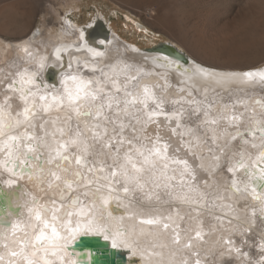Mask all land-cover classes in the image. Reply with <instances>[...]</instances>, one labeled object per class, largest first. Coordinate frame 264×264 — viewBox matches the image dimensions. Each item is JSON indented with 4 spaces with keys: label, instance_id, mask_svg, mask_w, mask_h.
Segmentation results:
<instances>
[{
    "label": "snow or ice",
    "instance_id": "snow-or-ice-1",
    "mask_svg": "<svg viewBox=\"0 0 264 264\" xmlns=\"http://www.w3.org/2000/svg\"><path fill=\"white\" fill-rule=\"evenodd\" d=\"M68 47H55L57 62ZM22 51L36 70L25 67L0 79V185L13 196L18 181L26 180L36 194L22 192L27 222L23 212L16 219L7 208L0 217V264H93L70 251L88 234L127 249L130 264H264V100H250L245 92L264 88V70L218 72L195 63L189 69L153 57L160 68L182 69L180 83L187 87L170 92L166 79L162 86L144 80L142 74H151L140 68L135 75L125 72L123 83L115 69L112 76L101 70L103 80L66 75L63 93L49 100L48 86L40 95L36 79L47 56H34L26 45ZM209 88L228 92L230 103L209 101ZM201 89L203 98L196 99ZM9 93L19 94L22 111L13 114ZM168 104L176 107L166 111ZM185 116L196 117L195 127L182 122ZM198 171L218 179L201 184ZM113 203L123 215L114 214ZM183 206L189 210L182 213ZM206 216L215 222L206 225ZM253 247L259 250L255 260Z\"/></svg>",
    "mask_w": 264,
    "mask_h": 264
},
{
    "label": "rangeland",
    "instance_id": "rangeland-1",
    "mask_svg": "<svg viewBox=\"0 0 264 264\" xmlns=\"http://www.w3.org/2000/svg\"><path fill=\"white\" fill-rule=\"evenodd\" d=\"M98 12L142 49L170 41L206 66L264 67V0H0V23L14 24L0 38L31 26L55 32L60 15L86 26Z\"/></svg>",
    "mask_w": 264,
    "mask_h": 264
},
{
    "label": "bare ground",
    "instance_id": "bare-ground-1",
    "mask_svg": "<svg viewBox=\"0 0 264 264\" xmlns=\"http://www.w3.org/2000/svg\"><path fill=\"white\" fill-rule=\"evenodd\" d=\"M73 3L74 2L72 1L68 2V6L70 7V9H74L76 7ZM102 17H103V14H100L98 12L95 18L91 20L86 26H78L74 23H70V22L67 23L65 17L60 15L59 17L60 25L57 27V30H55V32L53 29L48 31L47 28L42 29L41 27L34 28L31 26L30 29L28 28L24 29L18 35L17 38H14L12 40H8L4 37H1L0 38V79H3L6 73L11 72L15 74L17 70L22 71L23 68L25 67H27L29 71L36 70V66L28 63L29 58L27 57L26 53L22 51V47L26 45L28 46L29 50L33 53L34 56L35 55L47 56V60L45 62V68L40 70L39 74H41L42 77H45L47 70L48 71L51 70L52 72L54 71L53 73L55 74V78L58 80V82L63 80L66 75L67 76L77 75L78 77H81L84 79L99 78L103 80L104 77L102 76L101 70H103V72L108 73L110 76H112L113 69H115L117 72H120L119 79H120V82L123 83L125 79V75H124L125 72L129 75H135V69L140 68V69H143V73L151 74L150 76L142 74V78L144 80H148L153 83H159L162 86L164 84V80L166 79L170 86L169 87L170 92L174 93L181 87H187V85H182L180 83V81L184 79V77L179 75L180 70L178 71L173 68L164 69V68H160L157 65L153 64V61H152L153 57H159L162 59L163 57H167L166 55L162 53L147 52L148 48L142 49L136 43L130 42L128 39L123 37L119 33V31L114 26H112V24H110L106 19H103L106 22L107 28L109 29V31L106 32L104 28L99 24V21H98L99 18H102ZM12 25L14 26L13 22H9V21L7 23L4 22V24L0 23V30L6 32V30H8ZM96 25L99 26V29L97 32H96L97 30L96 28L98 27ZM137 27L139 29H146V27H144V25L141 23H137ZM81 32H83V39H81V36H80ZM97 36L99 37L98 38L99 43L96 42ZM82 43L84 44L83 47H85L83 49L80 47ZM61 44L65 46L71 45V47H68L67 51H64L61 53L62 59L61 61L57 62L56 57L54 55V49L55 47ZM153 47H149V48H153ZM179 48L183 50V48L181 47ZM88 49H95L96 51L103 52L104 56L94 57L92 53L88 51ZM137 49L139 51H136ZM148 51H152V49ZM170 59H173V58H170ZM191 59L193 58L191 57ZM193 63L191 65H184V64H181V65H183L184 68L191 69ZM85 64H87L88 67H85ZM195 64H199V63L195 61ZM69 65H71V67H69ZM93 65H95V71H93ZM125 65H131V68L130 69L125 68ZM199 65L204 68L213 69L218 72H238L240 73V72H247V71L264 70V67L255 68V69H252V68L250 69V67H248L247 69V68H241L235 65L232 66L231 64L228 65V67L226 66L227 64L225 65L221 64V66L218 65L219 67L218 66L210 67V66H206L203 64H199ZM250 65L251 64H249V66ZM237 68H241L243 70H234ZM65 69L70 70V72L66 71L60 74V71H63ZM82 70H85V71L82 72ZM58 73L60 74L59 76H58ZM132 83L134 84L135 81H133ZM67 85L70 88H75V84L71 80L67 81ZM131 86L132 85L130 84L129 85L130 89H131ZM2 87L3 86L0 85V88ZM29 87H32L34 91L36 90L35 86H29ZM109 87L111 86L109 85ZM63 90H64L63 84H61L59 88H52L49 86L46 90L48 99L50 100L51 96L53 95H60L61 93H63ZM157 91L159 92V90ZM245 92L247 93V96H248L249 94L256 93V92H264V88L257 85L254 88L253 87L246 88ZM9 94L14 97L13 99L10 100V103L13 105V109H12L13 114H15L16 111H22L23 104L18 99L19 94L18 93H9ZM44 94H45L44 87L41 86L40 95H44ZM194 95L196 96V99H202L203 89H201L200 94H196L194 92ZM176 98L177 97L175 95L172 96V99H176ZM234 98H235V92L233 90V99ZM3 99H4L3 94H0V103L3 102ZM208 100L211 102L220 100L221 103H230L229 93L219 88H217L215 92H212L211 88H209ZM37 103H41L39 101V97H37ZM173 107H176V106H173L171 104L165 105V110L171 111ZM189 113H190V109H189ZM57 114L63 115V112L61 111L57 113L55 110L51 112V115L53 116ZM160 119H161V122L163 123V118L161 117ZM182 122L185 124L191 123L193 127H195V125L198 123L196 117H192L190 121L188 116H185ZM76 123L77 121H76L75 115L73 114V120H72L73 127L76 126ZM173 126H175L174 123H173ZM162 134L170 135V133H167L166 130ZM172 139L175 143L177 144L179 143L178 137H173ZM179 155L181 158H185L183 151ZM203 155L207 156L208 153L205 151ZM0 158H2V155H0ZM189 160H190V163H194V164L198 163V161H195V162L192 161L191 158H189ZM197 175H198V178L201 184L203 183L204 179H210V180L218 179V177L216 176L211 177V178L208 177L207 174L204 173L203 171H198ZM224 175L228 177L229 179H231L232 177V174L228 173L226 169L224 170ZM4 178L6 179L7 176L5 175ZM236 178L238 180L243 179L242 171L236 174ZM178 181H179V178H177V181H175L174 183H178ZM22 183L26 186L27 189L29 188L27 182H24V180H22ZM238 186L242 187L243 185L240 184ZM33 193L35 192L30 190L29 194L33 195ZM162 198L165 200L167 199V197H162ZM163 207L167 209L168 205L164 204ZM176 207L177 206L174 204L172 208L173 212L176 210ZM110 209L113 210L115 215L124 214L123 209L116 210L115 203L110 205ZM188 210H189L188 206L182 207V213L183 211H188ZM216 211L217 213H219L218 209ZM24 216H25L24 220L25 222H27L28 220L27 209H26V213ZM210 222H215V221L212 220V217L206 216L205 217L206 225ZM235 239L237 240V245H239L240 237L237 236L235 237ZM250 239L254 243H258L257 236L253 235L250 237ZM243 250L249 251L247 247H245ZM258 253H259V250L256 247H253L250 250V255L253 257L254 260L259 258ZM132 259L134 258L132 257L129 258L130 261ZM208 259L211 260L212 257L210 256Z\"/></svg>",
    "mask_w": 264,
    "mask_h": 264
},
{
    "label": "water",
    "instance_id": "water-1",
    "mask_svg": "<svg viewBox=\"0 0 264 264\" xmlns=\"http://www.w3.org/2000/svg\"><path fill=\"white\" fill-rule=\"evenodd\" d=\"M99 24L104 28L106 32L109 31V29L106 26V22L99 18ZM97 26V25H96ZM96 32L99 29V26H97ZM107 34V33H106ZM97 35V34H96ZM97 43L98 36L96 37ZM83 43L81 44V48L83 47ZM152 49V51H148ZM147 52H154V53H162L166 55L169 59L173 58L175 60H179L180 64L184 65H191L195 61L191 59V57L181 50L179 47L175 46L170 41H162L159 42L157 46H154L153 48H148ZM173 69L177 70L176 66L173 65ZM87 70V69H86ZM172 70V69H171ZM182 69H180L181 71ZM70 72V70H63L60 71V74L63 72ZM85 70H82L84 72ZM54 72V71H53ZM51 70H47V73L45 77H42L41 74H38L37 76V82L44 87V85H47L48 87L52 88H59L61 86V83L58 82V80L55 78V74ZM58 73V76L60 75ZM16 87H19V84L17 83ZM250 100L254 99H260L264 100V92H256L249 94L247 96ZM215 102H220V100H217ZM213 102V103H215ZM257 107V111H259V106ZM39 163H43V158L39 161ZM264 166V165H261ZM24 182H27L24 180ZM28 193L31 191H34L32 186L28 184ZM26 188V186L22 183V180H19L17 186L15 187L13 196H8L7 192L9 189L6 187L0 185V217L5 216V208H7L9 211H11L16 219L20 218L21 212L26 213V209L23 208V204L25 199H21V195L23 190ZM36 193H33L35 195ZM13 200L18 201L19 206L16 203H12ZM43 202V201H41ZM119 215V214H117ZM25 217V216H24ZM2 222V221H0ZM38 229V228H37ZM70 251L75 253H80V260H91L93 264H130L129 258L131 257L130 253L127 249H114L111 245L110 241H106L103 236L95 235V234H88L81 236L70 248Z\"/></svg>",
    "mask_w": 264,
    "mask_h": 264
}]
</instances>
